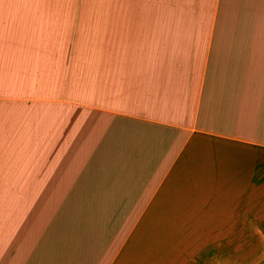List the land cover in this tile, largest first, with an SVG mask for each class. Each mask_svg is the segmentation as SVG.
Masks as SVG:
<instances>
[{
	"label": "crops",
	"instance_id": "obj_1",
	"mask_svg": "<svg viewBox=\"0 0 264 264\" xmlns=\"http://www.w3.org/2000/svg\"><path fill=\"white\" fill-rule=\"evenodd\" d=\"M186 238L264 264V0H0V264Z\"/></svg>",
	"mask_w": 264,
	"mask_h": 264
},
{
	"label": "rangeland",
	"instance_id": "obj_2",
	"mask_svg": "<svg viewBox=\"0 0 264 264\" xmlns=\"http://www.w3.org/2000/svg\"><path fill=\"white\" fill-rule=\"evenodd\" d=\"M170 235V234H169ZM176 235V234H174ZM181 235L185 237H192V234L189 233H182ZM197 235V234H193ZM191 239H185L184 242L179 241H170L169 244V260L170 262H174L173 264H176L177 260H182L183 258H190L193 254L200 256L203 258L204 256L208 255V250L206 248V245L202 242H200L199 239L195 238L196 246L195 248H192L193 244L188 243ZM180 246V248H179ZM149 257L151 260H153L154 264H164V247L161 246L159 242L152 248V251L149 253Z\"/></svg>",
	"mask_w": 264,
	"mask_h": 264
}]
</instances>
